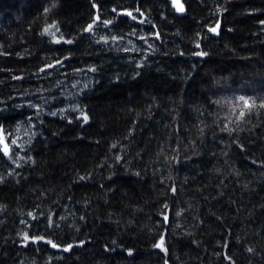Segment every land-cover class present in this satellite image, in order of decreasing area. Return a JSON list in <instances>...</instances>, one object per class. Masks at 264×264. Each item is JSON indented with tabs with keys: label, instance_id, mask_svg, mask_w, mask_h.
Returning <instances> with one entry per match:
<instances>
[{
	"label": "trees",
	"instance_id": "1",
	"mask_svg": "<svg viewBox=\"0 0 264 264\" xmlns=\"http://www.w3.org/2000/svg\"><path fill=\"white\" fill-rule=\"evenodd\" d=\"M181 1L0 0V264H264V0Z\"/></svg>",
	"mask_w": 264,
	"mask_h": 264
},
{
	"label": "water",
	"instance_id": "2",
	"mask_svg": "<svg viewBox=\"0 0 264 264\" xmlns=\"http://www.w3.org/2000/svg\"><path fill=\"white\" fill-rule=\"evenodd\" d=\"M173 3H174V7L180 12V13H184L185 11V7H184V4L181 0H173ZM218 27H215V30H217ZM1 136V140H2V143L4 145V148L7 149V144H6V140H5V136L3 133L0 134Z\"/></svg>",
	"mask_w": 264,
	"mask_h": 264
},
{
	"label": "snow or ice",
	"instance_id": "3",
	"mask_svg": "<svg viewBox=\"0 0 264 264\" xmlns=\"http://www.w3.org/2000/svg\"><path fill=\"white\" fill-rule=\"evenodd\" d=\"M47 11V10H46ZM107 23H110V22H107ZM89 27V29H91V27H92V25H89L88 26ZM212 31H215V29H211ZM45 31H47V29L45 30ZM69 43H70V41H69ZM241 100H243L244 99V97H241L240 98ZM86 119V118H85ZM27 238V237H26ZM54 247H55V245H53ZM69 247H71V246H69Z\"/></svg>",
	"mask_w": 264,
	"mask_h": 264
}]
</instances>
